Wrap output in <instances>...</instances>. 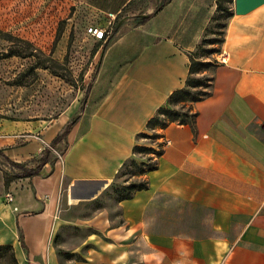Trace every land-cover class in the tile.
I'll return each instance as SVG.
<instances>
[{
    "label": "crops",
    "instance_id": "1",
    "mask_svg": "<svg viewBox=\"0 0 264 264\" xmlns=\"http://www.w3.org/2000/svg\"><path fill=\"white\" fill-rule=\"evenodd\" d=\"M77 1L102 14L132 2ZM216 2H144L133 16L150 17L123 21L99 50L83 101L51 119L0 120L9 159L33 166L45 148L55 158L7 185L0 171V244L12 245L17 264H61L55 239L83 225L94 227L82 244L97 264H264V2L244 14L231 4L221 52L211 56L218 65L198 74L212 76L209 95L192 104L193 127L164 129L147 188L107 195L147 120L184 86Z\"/></svg>",
    "mask_w": 264,
    "mask_h": 264
},
{
    "label": "rangeland",
    "instance_id": "2",
    "mask_svg": "<svg viewBox=\"0 0 264 264\" xmlns=\"http://www.w3.org/2000/svg\"><path fill=\"white\" fill-rule=\"evenodd\" d=\"M148 1L132 0L130 6L122 9L109 37L114 36L123 21L135 18L133 22H137L139 14L145 11L144 2ZM229 1L218 0L222 8L231 7L233 0ZM141 8V13L134 17ZM227 20L211 21L205 36L219 39L222 24ZM106 22L101 12L77 0H0V120L51 119L74 99L83 101L96 71L99 50L106 44L89 36L86 27L89 24L105 27ZM12 39L28 41L33 48L28 51L30 56H6L9 46L12 49L19 46ZM116 49L117 46L112 53L117 52ZM40 62L46 67H36ZM160 141V138H138V144L153 148H157ZM141 162L153 163L154 155L134 153L111 182L107 195L124 197L130 186L147 181L146 166L141 168ZM139 168L144 171L139 173ZM0 171L10 175L15 170L0 157ZM103 205L102 200H96L94 209H101ZM93 230L94 227L87 229L85 225L71 231L63 230V235L55 241L64 247H54L61 264H97L100 261L95 257L89 260L88 246L82 244L87 233ZM72 248L79 250L73 252Z\"/></svg>",
    "mask_w": 264,
    "mask_h": 264
},
{
    "label": "trees",
    "instance_id": "3",
    "mask_svg": "<svg viewBox=\"0 0 264 264\" xmlns=\"http://www.w3.org/2000/svg\"><path fill=\"white\" fill-rule=\"evenodd\" d=\"M165 1L166 0H162V2ZM231 1L232 0H230L229 3H231ZM231 15H232L231 7L222 8L217 0L216 11L212 16L211 21L213 22L219 21L224 18L228 19ZM149 17L150 15L142 17L138 20V22L142 23L146 21ZM218 24L219 23H217L216 26ZM225 27H226V22L222 24L223 31L221 32V37L219 39L207 38L205 36L207 32V28H206L204 36L201 39L200 43L197 45L196 49L189 53L188 74L185 79L184 86L173 91L168 96L166 104L159 107L156 113L147 120L146 130L140 132L137 135L138 138L161 139V141L158 143L157 148L144 146L140 144H136L133 147V153L145 152L146 154L154 155L153 163L141 162L139 165L141 166V168L143 166H146L145 169L146 173L156 167V159L162 154L165 145L163 131L169 124L177 123V124H187L191 127L194 126L196 112L193 110L192 104L207 97L209 95V90L212 84V76L210 75L198 76V74H201L205 71L213 70L218 65L217 60L215 58H211V56L221 52V47L224 42ZM12 41L13 43L16 42L17 44H19V46L17 49H12V47L9 46L6 56H11V55H18L21 57L30 56L31 53H28V51L30 48L31 49L33 48L28 41L22 39H12ZM216 44H218L219 47H209ZM37 66L46 67L44 62L36 63V67ZM74 121L75 120L73 119L72 121L68 122L64 126V128L60 132H58V134L50 142V145L53 146L59 140L64 138L68 133L70 126L74 123ZM0 157H2L6 161V163L11 168H13V170H15L14 173L10 175H8L7 173H3L5 185H7L10 181L16 178L32 177L35 175H39L43 166L48 162L52 163L55 159L51 156L50 150L48 148H45L42 155L34 160L35 164L33 166H28L25 163L12 161L6 155H4L2 150H0ZM125 162L123 163L122 167L125 165ZM142 170L143 169H140L139 173ZM146 188H147V181L136 183L130 186L128 188L127 195L121 198H129L136 190L146 189ZM20 240L23 245L22 235H20ZM0 264H17V260L12 245L0 244Z\"/></svg>",
    "mask_w": 264,
    "mask_h": 264
},
{
    "label": "built area",
    "instance_id": "4",
    "mask_svg": "<svg viewBox=\"0 0 264 264\" xmlns=\"http://www.w3.org/2000/svg\"><path fill=\"white\" fill-rule=\"evenodd\" d=\"M121 12H106L103 14V16L106 18V26L101 27L94 24H89L86 27V33L91 36L96 41H102L105 42L109 35L112 33L113 23L117 19V17L120 15ZM57 156L60 157L59 153H56ZM6 198L11 201L12 197L7 194Z\"/></svg>",
    "mask_w": 264,
    "mask_h": 264
},
{
    "label": "water",
    "instance_id": "5",
    "mask_svg": "<svg viewBox=\"0 0 264 264\" xmlns=\"http://www.w3.org/2000/svg\"><path fill=\"white\" fill-rule=\"evenodd\" d=\"M264 0H233V8L236 14H244L261 5Z\"/></svg>",
    "mask_w": 264,
    "mask_h": 264
}]
</instances>
